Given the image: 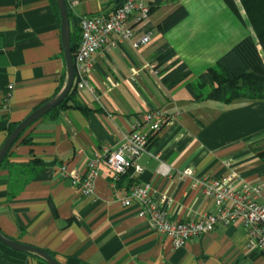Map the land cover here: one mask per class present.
I'll use <instances>...</instances> for the list:
<instances>
[{
	"label": "crops",
	"instance_id": "1",
	"mask_svg": "<svg viewBox=\"0 0 264 264\" xmlns=\"http://www.w3.org/2000/svg\"><path fill=\"white\" fill-rule=\"evenodd\" d=\"M122 1L67 0L71 36L80 34L81 17L109 15ZM149 1L155 7L134 40L149 32L150 42L137 47L128 42L99 53L90 76L95 93L77 90L75 95L84 108L48 113L12 146L0 167V231L45 250L60 264H264L259 251L247 249L239 224L219 223L214 231L174 247L171 237L154 231L139 215L138 200L122 203L132 185L148 184L154 200L168 199L164 208L173 219H197L215 208L214 198L194 184L205 177L231 178L238 189L256 184L264 203V159L254 157L251 145L264 139V100H196L187 88L243 38L255 37L240 0V14L223 0ZM54 3L0 0V149L9 127L50 101L66 82L61 16ZM180 5L188 16L160 32L158 24ZM164 43L191 71L173 88L162 81V68L153 59ZM155 109L172 118L152 135L139 160L141 173L131 170L114 186L112 172L103 166L91 195H84L70 176L60 175L62 165L85 172L91 157L119 147L132 123ZM0 264L48 263L0 241Z\"/></svg>",
	"mask_w": 264,
	"mask_h": 264
},
{
	"label": "built area",
	"instance_id": "2",
	"mask_svg": "<svg viewBox=\"0 0 264 264\" xmlns=\"http://www.w3.org/2000/svg\"><path fill=\"white\" fill-rule=\"evenodd\" d=\"M149 0H123L109 15L98 17L83 16L79 20L80 41L74 55L75 82L77 90H88L94 94L90 76L94 70L96 56L118 45L132 42L135 47L147 44L151 33H143L134 40L139 28L147 25L151 15ZM154 67V66H152ZM8 85L4 107H8L10 90ZM172 116L162 109L149 110L132 123L131 132L116 149H105L91 157L86 171L70 172L66 165L60 167L61 176H70L73 184L79 186L84 195L94 192L96 177L103 166L113 174V185L129 171L141 173L144 169L139 160L148 151L152 135L164 127ZM145 128H147L145 130ZM230 179L202 178L195 180L205 193L215 200V208L197 219L175 220L164 208L168 199L154 200L148 184H134L129 194L122 198L125 206L138 200L141 203L139 215L147 217L151 228L172 238L174 247H181L191 238H197L214 231L219 223L239 224L246 232V247L250 251H259L264 259V203L260 202L262 188L246 183L242 189L230 182Z\"/></svg>",
	"mask_w": 264,
	"mask_h": 264
},
{
	"label": "trees",
	"instance_id": "3",
	"mask_svg": "<svg viewBox=\"0 0 264 264\" xmlns=\"http://www.w3.org/2000/svg\"><path fill=\"white\" fill-rule=\"evenodd\" d=\"M234 12L240 14L236 0H223ZM56 11L58 5L54 0ZM159 2V1H158ZM242 8L253 26L255 37L247 36L225 53L215 65L204 71L196 81L187 83L192 97L199 99H213L225 103L238 98L251 100H264V0H240ZM151 7V11L153 10ZM188 16V10L180 5L170 12L157 26L165 33L175 27ZM79 24V31H80ZM80 41L78 36H71L73 54L75 55ZM259 46L261 48H259ZM175 49L168 43L160 45L154 53L153 59L162 68L160 74L162 81L168 88H173L184 82L191 74L186 63L178 59ZM77 89L73 88L67 98L49 113H55L61 108L69 106L83 107L76 100ZM72 101L70 104L69 102ZM84 108V107H83ZM13 123L8 129V135L17 127ZM24 133V132H23ZM20 135V137L23 135ZM17 139V141L20 139ZM16 141V142H17ZM29 140H25L28 142ZM264 139L252 143L254 157L264 159ZM8 155L2 166L7 163ZM26 183V182H25ZM23 185H20L22 188ZM18 189V184L14 183ZM13 192V195H16Z\"/></svg>",
	"mask_w": 264,
	"mask_h": 264
},
{
	"label": "water",
	"instance_id": "4",
	"mask_svg": "<svg viewBox=\"0 0 264 264\" xmlns=\"http://www.w3.org/2000/svg\"><path fill=\"white\" fill-rule=\"evenodd\" d=\"M56 1L61 16V38L67 71L66 82L55 97H53L50 101L46 102L44 105L40 106L30 115H28L23 121H21V123L17 125V127L12 131V133L7 137L5 143L0 149V167L4 159L10 152L12 146L20 137V135L33 123L47 115L50 111H52L59 104H61L73 90L75 82V65L74 54L71 44L70 11L67 0ZM0 241L13 249L34 253L45 259L48 264H60V262L53 255L46 252L45 250L32 245H27L18 241H14L6 237L1 231Z\"/></svg>",
	"mask_w": 264,
	"mask_h": 264
},
{
	"label": "rangeland",
	"instance_id": "5",
	"mask_svg": "<svg viewBox=\"0 0 264 264\" xmlns=\"http://www.w3.org/2000/svg\"><path fill=\"white\" fill-rule=\"evenodd\" d=\"M166 7H167V6H166ZM165 9H166V8H163V12L166 11ZM156 33H157L156 31L153 33L154 38H155V36L157 35Z\"/></svg>",
	"mask_w": 264,
	"mask_h": 264
}]
</instances>
